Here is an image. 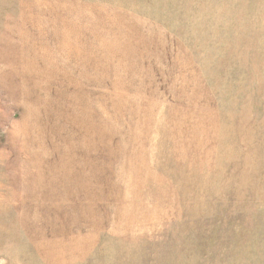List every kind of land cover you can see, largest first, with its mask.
I'll use <instances>...</instances> for the list:
<instances>
[{"label":"rangeland","instance_id":"obj_1","mask_svg":"<svg viewBox=\"0 0 264 264\" xmlns=\"http://www.w3.org/2000/svg\"><path fill=\"white\" fill-rule=\"evenodd\" d=\"M0 264H264V0H0Z\"/></svg>","mask_w":264,"mask_h":264}]
</instances>
